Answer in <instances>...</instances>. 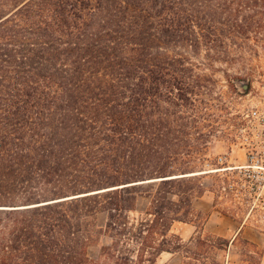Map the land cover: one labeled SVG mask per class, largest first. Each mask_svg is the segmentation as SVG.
Segmentation results:
<instances>
[{
	"label": "trees",
	"instance_id": "16d2710c",
	"mask_svg": "<svg viewBox=\"0 0 264 264\" xmlns=\"http://www.w3.org/2000/svg\"><path fill=\"white\" fill-rule=\"evenodd\" d=\"M257 44L264 0H0V264L187 253L214 133L195 70Z\"/></svg>",
	"mask_w": 264,
	"mask_h": 264
},
{
	"label": "rangeland",
	"instance_id": "374dc122",
	"mask_svg": "<svg viewBox=\"0 0 264 264\" xmlns=\"http://www.w3.org/2000/svg\"><path fill=\"white\" fill-rule=\"evenodd\" d=\"M231 53L236 58L232 63L215 62L195 70L205 76L208 87L205 95L195 97L205 103L200 108L206 119L203 132H214L203 166L191 170L193 174L207 172L196 175L202 177L204 192L193 204L196 218L173 227L187 253H164L155 264H264V174L242 168L250 164L243 142L250 140L253 128L264 117V46ZM204 56L201 51L192 61L205 63ZM190 130L195 139L196 128ZM139 204L142 209L144 202ZM104 222L101 215L98 226ZM198 239L220 243V247H224L222 241L229 244L226 250L198 247ZM97 254V247L89 249L92 258Z\"/></svg>",
	"mask_w": 264,
	"mask_h": 264
},
{
	"label": "built area",
	"instance_id": "2783aa9c",
	"mask_svg": "<svg viewBox=\"0 0 264 264\" xmlns=\"http://www.w3.org/2000/svg\"><path fill=\"white\" fill-rule=\"evenodd\" d=\"M262 120V123H258L253 128L250 140L245 138L243 142L248 151L247 156L250 164L242 168L264 174V117Z\"/></svg>",
	"mask_w": 264,
	"mask_h": 264
},
{
	"label": "water",
	"instance_id": "95a60500",
	"mask_svg": "<svg viewBox=\"0 0 264 264\" xmlns=\"http://www.w3.org/2000/svg\"><path fill=\"white\" fill-rule=\"evenodd\" d=\"M207 172H202V173H198V174H191L189 176H196V175H202V174H206Z\"/></svg>",
	"mask_w": 264,
	"mask_h": 264
},
{
	"label": "crops",
	"instance_id": "0c3cea01",
	"mask_svg": "<svg viewBox=\"0 0 264 264\" xmlns=\"http://www.w3.org/2000/svg\"><path fill=\"white\" fill-rule=\"evenodd\" d=\"M172 255V254H171Z\"/></svg>",
	"mask_w": 264,
	"mask_h": 264
}]
</instances>
